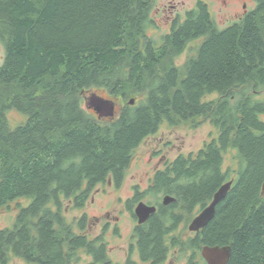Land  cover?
Returning <instances> with one entry per match:
<instances>
[{
	"label": "trees",
	"instance_id": "trees-1",
	"mask_svg": "<svg viewBox=\"0 0 264 264\" xmlns=\"http://www.w3.org/2000/svg\"><path fill=\"white\" fill-rule=\"evenodd\" d=\"M154 5L0 0V210L13 202L18 207L13 225L0 229V264L12 255L37 264H84L83 252L91 264H114L105 235L86 234V212L69 223L64 201L83 209L99 184L120 186L135 150L164 122L198 117L217 127L218 138L167 162L148 189L127 200L131 211L144 197L158 205L135 228L141 261L162 264L177 249L191 253L187 264H199L204 246H230L227 264H264V98H258L264 92V0L225 28L199 1L159 38L148 34ZM196 39L201 43L178 65L176 58ZM213 93L218 97L206 100ZM118 97L125 105L111 115ZM97 102L109 110L98 113ZM11 110L25 120L12 125ZM228 152L232 164L226 166ZM230 180L214 218L192 237L178 234L182 221ZM166 196L174 202L163 204ZM128 264L138 263L130 256Z\"/></svg>",
	"mask_w": 264,
	"mask_h": 264
},
{
	"label": "rangeland",
	"instance_id": "rangeland-1",
	"mask_svg": "<svg viewBox=\"0 0 264 264\" xmlns=\"http://www.w3.org/2000/svg\"><path fill=\"white\" fill-rule=\"evenodd\" d=\"M173 1L179 5L178 11L184 14L187 9L195 6L197 0ZM209 1L211 2V10L214 17L220 22L219 9L223 6L222 0ZM168 2L169 0H155L154 9L151 14L155 27L149 30L148 34L150 36L159 38L162 33L168 30L169 17L173 13L165 6ZM227 24L219 23V26L224 27ZM189 54H192V51H184L176 58V63L180 66L183 65ZM4 58L5 47L0 42V65L3 63ZM216 97H218V93H213L208 95L206 100ZM258 98H264V92ZM99 104L101 102H98ZM124 105V99L118 97L114 113H119ZM101 107L107 111L109 110L108 104L103 103ZM260 117L264 120V114H261ZM8 118L12 125H17L25 120V117L21 113L14 110L8 113ZM218 135L217 127L209 120H204L203 117H198L179 125H170L164 122L155 135L148 137L135 150L125 180L120 187L112 186L108 182L99 184L83 209L74 208L72 202L69 200L64 201V216L69 223H73L77 222L86 212L89 216L88 228L85 230L86 234L92 238L104 234L105 241L108 244L109 257L113 259L115 264H125L129 246L133 241L132 230L135 224L127 206L128 198L133 196L134 186L140 185L142 189L147 187L153 174L158 169L164 168L167 162L174 160L179 154L187 155L198 152L207 142L217 139ZM231 159L232 153H226V166L232 164ZM30 202L31 199H21V203L25 206L29 205ZM11 205L8 209L0 210V229L11 227L14 223L18 207L15 202ZM188 225L189 222L187 221L177 232L185 239L195 235L193 231L189 230ZM115 227H118L117 232L114 230ZM75 231L81 233L78 226H75ZM187 255L189 256V254ZM187 255H180L177 249H173L163 264H186ZM82 258L84 264L93 263V258L84 252L82 253ZM134 258L138 260L137 256H134ZM9 264L27 263L23 259L12 255Z\"/></svg>",
	"mask_w": 264,
	"mask_h": 264
},
{
	"label": "flooded vegetation",
	"instance_id": "flooded-vegetation-1",
	"mask_svg": "<svg viewBox=\"0 0 264 264\" xmlns=\"http://www.w3.org/2000/svg\"><path fill=\"white\" fill-rule=\"evenodd\" d=\"M199 1H202V2H204V3H206L207 4V6H208V9L210 10V13L213 15V12H212V10H211V2L209 1V0H197L196 1V4H195V6L193 7V8H195L196 7V5H197V3L199 2ZM222 4H223V6L219 9V13H220V17H221V21L219 22L215 17V21H216V25L219 27V28H225L226 26H229L230 24H232V23H238V22H240L245 16H246V14L247 13H249L250 11H252V10H254L255 8H256V4H257V0H222ZM166 7H168L169 9H170V12H173L172 13V15L169 17V21H170V23H168V30L165 32V33H168V32H170V30H171V28H172V26H173V24L174 23H172L173 21H174V19L176 18V16L179 14V11H178V9H179V5L178 4H176L173 0H169V2L167 3V5H165ZM193 8H191V9H193ZM167 9V8H166ZM187 10H190V9H187ZM186 10V11H187ZM175 12V13H174ZM214 16V15H213ZM219 23H228L227 25H225L224 27H220L219 26ZM158 27V26H157ZM199 41H201V39H196V40H193V41H191L189 44H188V47H187V49L185 50V51H188V50H190V51H192V54L194 53V51H195V49H196V47L198 46V43H199ZM192 42H194V43H192ZM196 42H197V45H196ZM201 43V42H200ZM196 45V46H195ZM190 55V54H189ZM189 55H188V57H189ZM108 184H110V185H112V186H117L116 185V183H114V182H112L111 180H109V182H108ZM121 186V185H120ZM120 186H117V187H120ZM136 187H138V188H136ZM148 187H150V185H148L147 187H145V188H141V186L140 185H136V186H134V193H133V196L137 193L136 191H144V190H146V189H148ZM133 196H131V197H133ZM130 197V198H131ZM130 198H128V199H130ZM164 198V197H163ZM147 198L146 197H144L141 201H139V202H137L135 205H134V207H133V209H132V211L130 210V212H131V214H132V216H133V219H134V221H135V224H134V227H133V230H132V243L130 244V246H129V250H128V253H127V258H126V261H125V264H128V259H129V257L130 256H132V258H133V260L134 261H136L138 264H145V263H148V264H151L150 262H142L141 261V258H140V255H139V252L137 251V248H136V238L134 237L135 236V228H136V226L138 225V224H141V223H139V221H138V218H137V216L135 215V209H136V207H137V205L140 203V202H144V203H146V204H148V205H150V206H155L156 207V209H158V205H153V204H151V203H149L147 200H146ZM174 199V198H173ZM163 200V204H164V199H162ZM72 202V201H71ZM172 202H174V200L172 201ZM172 202H170V203H172ZM169 203V204H170ZM169 204H165V205H169ZM205 208V207H204ZM204 208H202V207H200V206H197L195 209H194V211H193V213L191 214V218L189 219V218H185V220L184 221H182V223H181V225H180V227H179V229L183 226V224H185L186 223V221H189V225H190V223L192 222V220L198 215V214H200L201 213V211L204 209ZM157 211V210H156ZM156 213V212H155ZM151 217V216H150ZM150 217H149V219H150ZM148 219V220H149ZM147 220V221H148ZM146 221V222H147ZM145 223V222H144ZM189 225H188V228H189ZM75 226H77V224L76 225H74V230H75ZM178 229V230H179ZM115 232L118 230V227H115ZM76 233H78V231H75ZM195 234H196V232H194ZM132 245L134 246L133 248V252H132V255H131V248H132ZM189 254V256L187 257V262H186V264L188 263V258L191 256V253H188ZM134 256H137L138 257V260L137 259H135L134 258ZM199 256L201 257V258H198L197 260H199L200 261V263L199 264H208V262H207V260L205 259V258H203V256H202V252H201V255L199 254ZM21 259H23V258H21ZM112 259V258H111ZM168 259V258H167ZM166 259V260H167ZM24 261H25V263H27V264H37V263H35V262H29V261H27V260H25V259H23ZM112 261H113V259H112ZM113 263L115 264V262L113 261ZM164 263V262H163ZM162 263V264H163Z\"/></svg>",
	"mask_w": 264,
	"mask_h": 264
},
{
	"label": "water",
	"instance_id": "water-1",
	"mask_svg": "<svg viewBox=\"0 0 264 264\" xmlns=\"http://www.w3.org/2000/svg\"><path fill=\"white\" fill-rule=\"evenodd\" d=\"M136 99L132 98L129 100L130 105H134ZM98 104V102H97ZM95 111L98 113L102 111L101 104L96 105ZM111 111V110H110ZM109 114H114V108ZM233 180L223 184L213 196L211 203L206 206L200 214H198L190 223L189 230L193 232H198L204 228L215 216L217 205L226 197L227 193L231 189ZM263 193H264V184H263ZM174 199L170 196L164 198V204H169ZM155 206H150L144 202H140L136 209L135 215L138 218L139 223L146 222L149 217L156 212ZM202 256L207 260L208 264H227L231 256V247L230 246H204L202 248Z\"/></svg>",
	"mask_w": 264,
	"mask_h": 264
},
{
	"label": "bare ground",
	"instance_id": "bare-ground-1",
	"mask_svg": "<svg viewBox=\"0 0 264 264\" xmlns=\"http://www.w3.org/2000/svg\"><path fill=\"white\" fill-rule=\"evenodd\" d=\"M132 98L136 99L135 97H132ZM132 98H131V99H132Z\"/></svg>",
	"mask_w": 264,
	"mask_h": 264
}]
</instances>
